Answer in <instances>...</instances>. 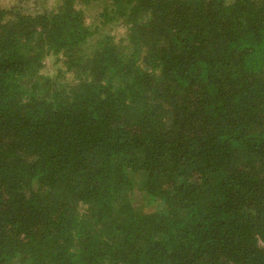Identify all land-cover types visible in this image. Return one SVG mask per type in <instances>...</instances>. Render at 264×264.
I'll return each mask as SVG.
<instances>
[{
	"label": "trees",
	"instance_id": "16d2710c",
	"mask_svg": "<svg viewBox=\"0 0 264 264\" xmlns=\"http://www.w3.org/2000/svg\"><path fill=\"white\" fill-rule=\"evenodd\" d=\"M52 1L0 6V264H264V0Z\"/></svg>",
	"mask_w": 264,
	"mask_h": 264
},
{
	"label": "rangeland",
	"instance_id": "374dc122",
	"mask_svg": "<svg viewBox=\"0 0 264 264\" xmlns=\"http://www.w3.org/2000/svg\"><path fill=\"white\" fill-rule=\"evenodd\" d=\"M33 0H0V6H3V7H6V8H9V7H12L14 5H19L21 7V9L23 10H27V11H32L33 10ZM48 2V5L47 6H50L51 5V2L53 3L52 0H47ZM85 19H86V23L90 24L92 22V12H88V14H86L85 16ZM118 33L114 32L112 35L115 37V38H118V37H121L123 36L124 34V30L122 28H118ZM120 33V34H119ZM44 68H43V71L46 73V74H53L54 70H55V65H52L51 64V61L50 60H46L44 61ZM53 72V73H52Z\"/></svg>",
	"mask_w": 264,
	"mask_h": 264
}]
</instances>
